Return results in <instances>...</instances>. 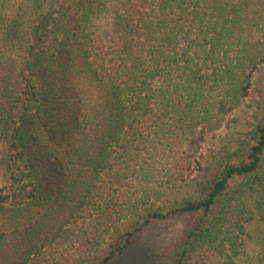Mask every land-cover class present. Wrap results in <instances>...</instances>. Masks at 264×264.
Here are the masks:
<instances>
[{"label": "trees", "instance_id": "1", "mask_svg": "<svg viewBox=\"0 0 264 264\" xmlns=\"http://www.w3.org/2000/svg\"><path fill=\"white\" fill-rule=\"evenodd\" d=\"M261 73L264 0H0V264H109L173 215L159 264H240L264 104L200 151Z\"/></svg>", "mask_w": 264, "mask_h": 264}, {"label": "rangeland", "instance_id": "2", "mask_svg": "<svg viewBox=\"0 0 264 264\" xmlns=\"http://www.w3.org/2000/svg\"><path fill=\"white\" fill-rule=\"evenodd\" d=\"M260 75H264L261 73ZM255 79L259 77L255 74ZM264 104L262 81L251 86L249 94L242 103L225 116L220 128L206 133L200 153L214 155L217 151L235 150L240 142L246 140L254 123V116ZM191 218L186 215H173L156 220L138 234L135 241L114 262L109 264H159L183 237ZM244 254L238 258L240 264H251L264 254V224L247 223L243 234ZM66 264L62 261L61 264ZM67 264H77L74 259Z\"/></svg>", "mask_w": 264, "mask_h": 264}]
</instances>
